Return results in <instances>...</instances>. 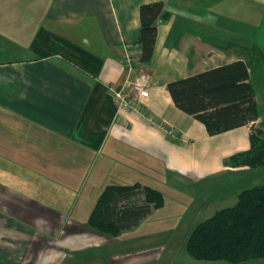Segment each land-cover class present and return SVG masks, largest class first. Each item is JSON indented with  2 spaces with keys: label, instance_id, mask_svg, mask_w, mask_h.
Wrapping results in <instances>:
<instances>
[{
  "label": "crops",
  "instance_id": "1",
  "mask_svg": "<svg viewBox=\"0 0 264 264\" xmlns=\"http://www.w3.org/2000/svg\"><path fill=\"white\" fill-rule=\"evenodd\" d=\"M155 1L169 17L157 22L154 55L142 63L140 6ZM198 1L0 0V264H170L175 256L164 250L183 232L186 210L216 213L264 181V166L226 163L250 149V126L210 135L167 89L243 60L264 124L261 20L247 46L245 34L229 32L225 12L198 10ZM139 71L153 78L140 98L153 122L120 108L110 91L131 93L127 82ZM57 184L65 200L51 195ZM134 184L160 191L163 206L116 237L88 224L108 186Z\"/></svg>",
  "mask_w": 264,
  "mask_h": 264
},
{
  "label": "trees",
  "instance_id": "2",
  "mask_svg": "<svg viewBox=\"0 0 264 264\" xmlns=\"http://www.w3.org/2000/svg\"><path fill=\"white\" fill-rule=\"evenodd\" d=\"M168 17L163 1L140 6V62L152 60L157 22ZM167 89L176 107L204 124L210 135L250 126V149L232 155L226 163L234 168L264 166V124L258 123L256 93L243 60L171 81ZM163 204V194L151 187L108 186L99 197L88 224L116 237ZM186 250L193 258L204 261L242 263L264 259V181L242 190L234 206L221 209L195 225Z\"/></svg>",
  "mask_w": 264,
  "mask_h": 264
},
{
  "label": "rangeland",
  "instance_id": "3",
  "mask_svg": "<svg viewBox=\"0 0 264 264\" xmlns=\"http://www.w3.org/2000/svg\"><path fill=\"white\" fill-rule=\"evenodd\" d=\"M200 3L203 5L201 6L204 11H208L211 8L213 10H221L225 12L227 18V25L229 32H233L234 34H245L246 45L253 46V42L251 41L255 36H252L254 32L256 33V23L260 22V30L256 33L262 39V44L264 45V0H199L198 1V10H200ZM209 13V12H208ZM255 28V29H254ZM249 37V38H247ZM251 41V42H250ZM264 111V106L262 107ZM38 155L39 164L44 163V160L41 159ZM43 156V155H41ZM96 172V167L91 169V173L93 176L89 179L87 184L82 187L81 194L83 196H87L88 191H91V187L94 185L91 184V181H94V175ZM59 176H62V172L59 173ZM60 180H62L60 178ZM77 185H73L74 189L76 190ZM65 187L60 185H55L52 187L53 194H51L55 198H60L65 200L68 196L64 190ZM89 188V190H88ZM72 189L70 190V194L72 193ZM63 192V193H62ZM74 192V191H73ZM76 194V192H75ZM60 196V197H59ZM71 197V202H72ZM69 200V201H70ZM200 204V202H197ZM234 206V205H233ZM201 208L200 212L195 216V211L191 210L189 212H184L181 216V225L183 226V232L177 234L178 239L175 242L168 244L169 249L167 247L164 251H167L166 256H175V260H170V264H264V259H255L250 260L242 263H229L226 261H204V260H197L193 259L186 250V237L189 234V231L195 227L198 223L205 221L206 219L212 217L215 212L205 211ZM180 219V218H179ZM190 235V234H189ZM186 242V243H185ZM165 256V257H166ZM167 257V258H169ZM167 262V261H166ZM217 262V263H215ZM168 264V263H164Z\"/></svg>",
  "mask_w": 264,
  "mask_h": 264
},
{
  "label": "built area",
  "instance_id": "4",
  "mask_svg": "<svg viewBox=\"0 0 264 264\" xmlns=\"http://www.w3.org/2000/svg\"><path fill=\"white\" fill-rule=\"evenodd\" d=\"M125 63L129 70H133L134 52L130 48L126 52ZM152 85L153 78L151 74L145 71H139L135 74L133 80L127 82L131 93H127L124 88L118 89L114 87H111L110 91L114 95L120 108L141 113L147 116L150 122H153L154 118L148 115L147 111L140 105V98L148 96Z\"/></svg>",
  "mask_w": 264,
  "mask_h": 264
}]
</instances>
